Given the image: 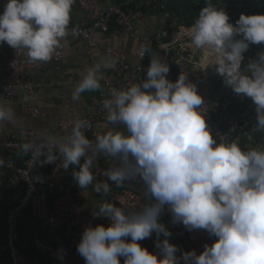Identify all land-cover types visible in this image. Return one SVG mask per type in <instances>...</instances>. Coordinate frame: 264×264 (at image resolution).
Wrapping results in <instances>:
<instances>
[{"label": "clouds", "instance_id": "clouds-1", "mask_svg": "<svg viewBox=\"0 0 264 264\" xmlns=\"http://www.w3.org/2000/svg\"><path fill=\"white\" fill-rule=\"evenodd\" d=\"M74 3L6 0L0 12V44L25 52L31 62L50 61L66 38L77 34L76 27L69 28ZM229 21L223 8L205 0L194 23L182 26L175 38L187 37L204 70L213 68L226 87L250 99L255 127L264 131V53L242 68L249 46L264 43V14H241L235 25ZM148 51L142 46L139 55ZM115 63L102 58L87 67L72 100L85 91H99L101 69ZM169 71L163 57L152 55L146 80L111 89L102 107L107 123L123 125L122 130L110 128L93 144L84 132L89 122L76 119L66 134L24 142L21 152L42 163L60 160L65 170L77 166L74 181L81 189L93 186L97 193L110 191L106 181L94 184L92 169L99 154L117 161L104 172L109 181L117 186L133 178L143 182L151 202L139 211L126 212L107 201L98 206L95 216L107 218L109 225L84 229L77 252L85 264H121V257L123 264H264V144L245 149L221 137L218 142L206 122L197 86L182 72L170 81ZM5 121L15 122V112L0 102V122ZM166 210L173 223H182L188 231L206 230L217 239L205 244L199 255L193 250L177 256L180 250L167 239L172 233L160 222ZM153 233L158 254L139 243Z\"/></svg>", "mask_w": 264, "mask_h": 264}, {"label": "built area", "instance_id": "built-area-1", "mask_svg": "<svg viewBox=\"0 0 264 264\" xmlns=\"http://www.w3.org/2000/svg\"><path fill=\"white\" fill-rule=\"evenodd\" d=\"M137 1L126 0L123 5H117L110 0H81L82 10L93 14L97 20L94 23L82 22L69 26L70 30L76 27L77 34L75 36L70 34L67 38L83 41L90 49H96L101 45L103 35L110 32L112 24H115L119 30L133 33L135 37L139 61L136 66L129 64L123 52L112 47L108 49L110 59H115L116 63L113 68L105 70L100 88L105 96L104 99L110 97L112 88H126L133 82L146 80V72L150 64L148 60L149 51L145 53L144 57H141L139 52L142 46H146L150 50L155 43L170 36L169 31L162 30L150 38L135 28L134 22L137 20L146 21L151 14V9L156 5L159 6L160 13L167 14L164 5L160 6L157 0H146L144 5L147 10L134 8L133 6ZM178 41L179 39L176 38V42ZM174 52L175 58L173 59L166 56L160 57L177 65L176 80L182 72L188 75L189 81L197 86L198 94L203 97L205 102V119L214 137L218 142L221 137L223 142L235 141L239 143L253 129L250 115H256L255 106L246 102L247 97H239L230 88L226 100L214 101L206 97L202 94L200 85L202 74L206 70L193 68L195 59L187 46L178 45ZM261 53L264 52H260L256 44L250 45L244 53L242 68L250 62L258 60ZM63 59V47L57 50L50 61L42 63L31 62L25 52L18 53L17 49L12 48L7 70L12 73L13 81L0 83V97L9 105L18 103L24 115L39 118L42 113L38 108L20 100L23 97L31 98L36 93L34 79L29 74L32 71L41 70L43 63H60ZM103 100L95 101V108L87 117L83 118L90 125L84 129L85 135L93 144L97 136V120L106 113L102 107ZM73 122H61L57 128L66 132L70 130ZM225 126L227 130H224ZM27 141L42 142L37 138L35 132L29 130L7 134L0 142V158L4 159V166L0 167V180L6 178L13 187H18L21 191L5 218V241L4 243L0 242V255L7 253L10 264H85L83 257L77 252V245L81 240L82 233L86 227L100 225L107 218L95 216L98 212L92 214L84 212L82 202L73 196L72 187L59 190L58 179L63 173L69 171L71 166L65 170L60 160L55 163L42 164L39 162V158L34 157L31 153H22L20 145ZM261 142L264 144V138H261ZM44 159L41 157L40 161ZM116 163L114 158L99 154L92 169L94 177L101 182L109 183L110 191L107 193V202L123 207L126 212L139 211L144 205L151 202L146 194L145 186L139 178L130 179L122 186H117L109 181L104 172ZM26 210H30L32 215L42 222L45 229L60 235L61 242L59 245L38 244L35 255L27 252L26 244L19 231L20 220ZM168 217H171V214L166 210L161 215L160 222L165 224ZM167 239L169 243L177 246L180 250L176 255L182 256L183 252L193 250L197 255L201 254L204 245L211 246L217 238L210 237L207 231L202 229L188 231L180 223L178 233L167 237ZM139 243L145 248L143 242L139 241ZM149 252L158 254L159 249L155 247ZM45 255L50 257L48 263L42 260ZM158 258L160 257L158 256Z\"/></svg>", "mask_w": 264, "mask_h": 264}, {"label": "crops", "instance_id": "crops-1", "mask_svg": "<svg viewBox=\"0 0 264 264\" xmlns=\"http://www.w3.org/2000/svg\"><path fill=\"white\" fill-rule=\"evenodd\" d=\"M81 0H75L72 8V21L71 25L80 24L82 22L94 23L97 18L82 10L80 5ZM117 5H123L126 0H110ZM146 0H138L133 6L134 8H145L144 2ZM6 0H0V12L3 11V5ZM151 14L146 21L137 20L134 22L136 29L150 38H153L162 30H167L170 33L168 38L162 39L157 42L148 52V60H151L152 55L166 56L170 59L175 58L174 49L178 45L187 46L190 53H192L194 60L193 68L195 70H202L203 67L198 63V54H194L189 47L187 37L178 38L176 42V34L180 33L182 25H180L174 15L170 13L163 14L157 9L152 8ZM184 27V26H183ZM66 43L62 46L64 49V59L60 63H43V68L39 71L30 72L29 76L34 79L36 85V93L31 98H21L26 104L38 108L42 116L39 118H32L22 113L18 103L10 105L16 116L15 122H0V142L3 138L10 133L19 131H33L40 141L46 139L49 135L66 134L58 130V124L61 122L75 121L76 119H83L95 108V101H101L105 98L101 89L99 91H85L81 94L80 99L73 101L72 91L76 87L77 82L82 78L84 70L100 62L102 58H110L108 49H113L123 52L131 66L138 65V45L133 33L125 30H119L115 24L111 25L110 32L103 35L101 45L96 49L88 48L87 44L83 41L66 38ZM260 52H264V43L257 45ZM12 47L6 43L0 44V83H8L13 81V75L7 70V64L10 59ZM169 65L170 71L167 78L175 82L178 74L177 65L166 61ZM106 69H101V76L105 74ZM200 80L202 94L214 101H223L228 98L229 88L226 87L220 77L213 68H208L202 74ZM102 79L100 83L102 82ZM0 102L6 103L0 97ZM247 103H251L250 99H246ZM247 108V107H246ZM245 108V109H246ZM244 109V110H245ZM256 115L251 114L250 119L253 122V129L250 133L245 135L239 143L245 148H255L263 144L261 138H264V131H258L256 125ZM119 127L123 129V125L115 126L109 125L106 121V113L97 120L96 135L105 133L108 129ZM227 130V127H224ZM214 137V135H213ZM215 138V137H214ZM77 166L73 165L70 170L63 173L58 179L59 190L68 189L72 187V193L75 199L82 202V209L88 214L98 212V206L107 201V194L103 192L97 193L93 186L86 189H81L74 181L72 171H77ZM96 182H101L97 179ZM21 194L18 187H13L8 180H0V242L4 243V233L6 231V215L15 201ZM171 217H168L166 224ZM108 227L109 221L101 223ZM180 223H169L167 227L169 230L178 231ZM19 231L22 239L24 240L27 252L31 255L37 253L36 248L38 244L54 245L57 246L61 242V237L57 232H51L43 227L41 221L36 219L30 210H26L20 220ZM159 240L162 241L161 237ZM130 241V240H129ZM157 241L156 233H153L150 238H145L140 241L145 244V247L150 251L155 248ZM84 259V258H83ZM123 257L120 258L123 264ZM45 263L50 261L48 255L43 256L42 259ZM85 263V260H84ZM0 264H10L9 256L7 253L0 255Z\"/></svg>", "mask_w": 264, "mask_h": 264}, {"label": "trees", "instance_id": "trees-1", "mask_svg": "<svg viewBox=\"0 0 264 264\" xmlns=\"http://www.w3.org/2000/svg\"><path fill=\"white\" fill-rule=\"evenodd\" d=\"M158 3L164 5L165 11L174 15L178 23L184 27L191 26L195 19L198 17L199 11L205 6V0H157ZM217 7L223 8L228 16L230 17V23L235 25L241 14L254 15L264 14V0H212ZM154 9L160 10L157 5ZM147 10V8H143ZM238 39L241 37H237ZM43 164V163H42ZM172 223V217L169 223ZM165 223V225L167 226ZM180 226V225H179ZM180 229V227H179ZM178 229V231H179ZM172 235L174 234L173 229L169 230ZM162 241L165 239L163 235L160 236ZM146 248V247H145Z\"/></svg>", "mask_w": 264, "mask_h": 264}]
</instances>
